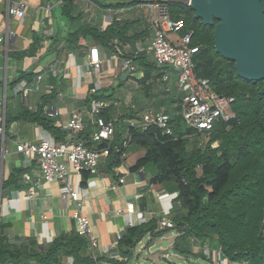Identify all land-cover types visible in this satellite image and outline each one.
<instances>
[{"label": "crops", "instance_id": "crops-1", "mask_svg": "<svg viewBox=\"0 0 264 264\" xmlns=\"http://www.w3.org/2000/svg\"><path fill=\"white\" fill-rule=\"evenodd\" d=\"M67 1L71 2L68 7ZM112 2L0 0V129L3 131L0 132V224L6 225L4 234L9 241L45 245L76 232L73 218L76 204L62 199L59 183H45L36 189L33 198H27L31 184L23 174L28 171L36 179L39 169L37 165L30 168L25 165L16 149L18 143H35L47 135L57 142L66 141L70 133L66 125L73 111L82 112L86 122H91V98L95 94L91 90L99 81L98 91L108 96L105 100L101 93L105 106L109 107L111 119L108 121L121 117L127 120L147 112L167 113L179 106L172 100L166 105L160 102L182 95L176 71L164 80V75L158 78L154 70L146 84L140 82L145 77L146 65L155 63L151 50L155 11L146 0L120 7H113ZM22 4L26 6L24 18L10 13L11 7ZM94 60L102 61L99 71L92 65ZM125 61L136 66L137 77L123 68ZM25 74H32L33 81L29 82ZM156 77L157 84L147 92L145 88ZM23 81L30 88L27 95L19 91ZM162 84H166L165 89ZM40 111L64 134L55 135L33 121ZM9 116L13 121L7 130ZM144 154L145 149L134 147L113 168L114 174L101 170L102 177L90 175L85 184L83 175L79 179L80 188L85 190L84 213L99 241L98 249L90 248L91 255L116 260L114 250L118 247L119 235L128 227L140 224L142 219L146 222L162 217L171 220L177 193L166 192L161 185L149 186V176L143 171H130ZM120 178L125 182L113 189L112 185ZM11 179L13 184L5 187ZM143 202L145 210L140 209ZM128 204H133L134 213L117 214V210H124ZM168 228L172 227L159 229L164 231L161 236L148 235L145 238L149 241L144 238L138 245L147 249L153 242L156 245L157 239L173 233L170 248L177 257L183 258L173 248L177 231ZM196 248L197 244L194 253L198 252ZM159 250L166 251L162 247ZM64 264H73V258H67ZM99 264L113 263L103 260Z\"/></svg>", "mask_w": 264, "mask_h": 264}, {"label": "trees", "instance_id": "trees-1", "mask_svg": "<svg viewBox=\"0 0 264 264\" xmlns=\"http://www.w3.org/2000/svg\"><path fill=\"white\" fill-rule=\"evenodd\" d=\"M112 1L113 7L132 6L139 2ZM70 4V1L66 2L67 7ZM167 6L173 18L185 21V32H194L192 44L200 47L195 56L197 74L209 79L217 93L235 97V116L218 122L205 143L201 138L203 134L189 127L178 114L183 98L180 94L177 99L160 100L165 105L171 100L179 104L174 110L166 111L172 116V135L163 134L156 126L147 129L133 127L121 117L115 121L116 134L111 144L92 141V133L97 129L92 122L80 138L90 148L101 150L109 147L110 154L104 159L101 170L112 174L113 168L121 164L130 149H145V154L130 171H143L149 176V186L161 185L166 192L177 193L171 216L174 226L168 229L177 231L173 248L179 256L213 264L201 250L194 253L197 243L212 249L221 247L224 258L230 263L264 264V96L255 93L251 81L237 76L234 62L215 51L213 27L196 19L191 5L170 1ZM146 66L141 84L152 78L154 70H157L158 78L164 75L155 63ZM25 75L29 82L33 81L32 74ZM156 84L157 77L145 90L149 92ZM161 87L165 89L166 84ZM101 93L105 96L104 92L97 91L91 100L99 99L105 106ZM108 108L105 106L99 114L106 121L111 119ZM32 120L55 135L64 134L53 125V120L46 119L43 111ZM12 121L9 116L7 130ZM121 131L126 135L123 136ZM215 142L218 146H213ZM89 176L88 172H83V184ZM12 184L11 179L5 187ZM144 205V202L140 204L141 210H145ZM5 228L6 225L1 223L0 264H64L67 258H73V264H99L103 260L129 264L135 248L146 236L155 238L164 232L159 230V222L154 219L128 227L114 250L124 259L119 261L91 255L89 240L77 232L65 234L45 245H37L33 241L21 245L9 242L4 234Z\"/></svg>", "mask_w": 264, "mask_h": 264}, {"label": "built area", "instance_id": "built-area-1", "mask_svg": "<svg viewBox=\"0 0 264 264\" xmlns=\"http://www.w3.org/2000/svg\"><path fill=\"white\" fill-rule=\"evenodd\" d=\"M170 1H181L190 5V0H146L152 11H155V35L151 42V50L156 65L164 74V80L170 78L172 71L178 74V86L183 94L180 115L186 124L198 133L210 134L218 122L228 121L235 116L233 105L236 99L217 93L209 79L197 74L195 56L199 53L200 47L192 44L194 32H185V21L172 17L167 6V2ZM9 11L19 18H24L26 6L23 4L14 6ZM92 65L99 71L102 61L94 60ZM123 68L133 76L137 71L136 66L130 61H125ZM99 88L100 81L91 92L96 93ZM29 90L27 82L23 81L19 91L27 95ZM103 108L104 105L99 99L92 100L90 121L96 125L97 129L92 133L91 139L94 143L105 141L111 144L115 139L116 125L115 121H106L99 116ZM126 123L141 129L156 126L166 135H172L174 132L172 116L165 112L142 113L127 119ZM88 125L82 112L73 111L66 125L70 132L66 141L57 142L51 135H47L35 143H18L16 149L22 154L27 167L37 165L39 169V176L36 179L28 171L23 174V178L31 184L27 198H33L36 189L45 183H59L62 199L71 200L76 204L73 214L76 232L86 237L91 248L96 250L99 248V241L89 217L84 213L85 190L80 188L79 179L83 172H88L92 177H102L101 165L110 154V149L108 147L98 150L86 145V142L80 138V134L86 131ZM0 132L3 131L0 129ZM124 182L125 180L120 178L116 184L112 185V188L116 189L118 183ZM134 211L133 204H128L124 210L119 209L116 212L123 214L134 213ZM145 222L144 219L140 221V223ZM158 222L159 229L174 226L167 217L159 218ZM121 236L119 235V239ZM198 246L206 258L215 264H243L230 263L224 258L221 247L212 249L208 245L198 244ZM114 257L116 260H122L119 254H115Z\"/></svg>", "mask_w": 264, "mask_h": 264}, {"label": "water", "instance_id": "water-1", "mask_svg": "<svg viewBox=\"0 0 264 264\" xmlns=\"http://www.w3.org/2000/svg\"><path fill=\"white\" fill-rule=\"evenodd\" d=\"M190 5L197 20L214 27L215 51L234 62L238 77L262 81L261 95H264V3L260 0H190ZM9 242L27 244L26 241ZM154 245L153 242L147 246L149 255L163 252L152 253ZM131 264H148V261L135 257Z\"/></svg>", "mask_w": 264, "mask_h": 264}, {"label": "rangeland", "instance_id": "rangeland-1", "mask_svg": "<svg viewBox=\"0 0 264 264\" xmlns=\"http://www.w3.org/2000/svg\"><path fill=\"white\" fill-rule=\"evenodd\" d=\"M134 76L137 77L138 73H135ZM201 138L206 143L209 140L210 135L209 134H203ZM213 146H218V143L215 142L213 144ZM173 236H174L173 233H170L168 235V237H163V238L157 239V243L152 248V251H151L152 253L156 252L157 250H159V248L162 247V248H164V250H166L165 253H158L157 255H155V254L149 255L147 249H142V246L138 245L136 248V252H135L136 257L140 258V259L141 258L146 259L148 261V264H209V262L204 261V260H199L197 263L192 258L185 259V258L177 257L175 255V253L173 252V250L170 248V244L172 242ZM145 241H149V239H146ZM197 247L198 248H196L197 249L196 251L199 252L200 249H199L198 244H197ZM166 253H168L169 255L166 256ZM213 264H215V263H213Z\"/></svg>", "mask_w": 264, "mask_h": 264}, {"label": "flooded vegetation", "instance_id": "flooded-vegetation-1", "mask_svg": "<svg viewBox=\"0 0 264 264\" xmlns=\"http://www.w3.org/2000/svg\"><path fill=\"white\" fill-rule=\"evenodd\" d=\"M260 2L264 3V0H260ZM263 14H264V11H263ZM215 22L218 23L217 20ZM213 29H214V27H213ZM251 83L253 84L255 93H261V89L263 87V82L262 81H259V82L251 81ZM262 96H264V95H262Z\"/></svg>", "mask_w": 264, "mask_h": 264}]
</instances>
